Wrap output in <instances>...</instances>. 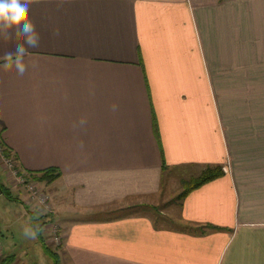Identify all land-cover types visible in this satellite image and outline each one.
<instances>
[{
	"label": "crops",
	"instance_id": "crops-1",
	"mask_svg": "<svg viewBox=\"0 0 264 264\" xmlns=\"http://www.w3.org/2000/svg\"><path fill=\"white\" fill-rule=\"evenodd\" d=\"M30 15L40 47L23 77L0 69V140L26 172H60L59 262L264 264V0H45ZM208 166L222 173L174 222L146 213L168 172Z\"/></svg>",
	"mask_w": 264,
	"mask_h": 264
},
{
	"label": "rangeland",
	"instance_id": "rangeland-1",
	"mask_svg": "<svg viewBox=\"0 0 264 264\" xmlns=\"http://www.w3.org/2000/svg\"><path fill=\"white\" fill-rule=\"evenodd\" d=\"M5 174L4 165L0 161L1 180L6 191L12 198L14 197V199H9L0 192V247L8 253H13L18 264L54 263L53 258L44 253L38 239L32 240L23 235L24 229L33 230L30 216L35 217L38 219V223H43L41 233L45 243L57 252L59 245H55L52 231L53 229L59 231L60 226L53 216H50L53 213L51 211L55 199L48 187V184L54 179L48 182L46 180L38 181L32 179L28 174L38 189V193L32 196L25 186L16 182L9 171H7L6 177ZM196 176L186 175L179 170L168 172L164 177L163 191L153 200H149L147 209H145L146 213L151 215L157 223L167 225L174 222L171 215L173 211L177 214L181 199L180 193ZM38 196L44 199L43 202L39 200ZM28 211L32 214L29 215ZM59 264L64 263L59 262Z\"/></svg>",
	"mask_w": 264,
	"mask_h": 264
},
{
	"label": "clouds",
	"instance_id": "clouds-1",
	"mask_svg": "<svg viewBox=\"0 0 264 264\" xmlns=\"http://www.w3.org/2000/svg\"><path fill=\"white\" fill-rule=\"evenodd\" d=\"M43 2L45 0H0V41L5 44L15 42L13 51H5L0 55V69L3 71L14 69L18 77L26 73L25 57L30 55V49H38L41 41L30 13L34 5ZM52 35L58 37L59 29H53ZM40 231L43 229L39 226L35 231L26 228L23 235L35 240Z\"/></svg>",
	"mask_w": 264,
	"mask_h": 264
},
{
	"label": "trees",
	"instance_id": "trees-1",
	"mask_svg": "<svg viewBox=\"0 0 264 264\" xmlns=\"http://www.w3.org/2000/svg\"><path fill=\"white\" fill-rule=\"evenodd\" d=\"M222 173V169L220 166H208L206 168H204L196 177H193L188 183L189 185L183 189V191L180 193V197H184L189 191H191L192 189L202 185L203 183H206L216 177H218L220 174ZM30 177L32 179H36L38 181L40 180H46L51 181L53 179H56L60 172L58 171V169L54 168V167H48L45 168L43 170L40 171H32L29 172ZM0 192L5 195L7 198L9 199H14V197L12 198L9 194V192L6 191L5 185L3 183V181L1 180L0 177ZM29 215L32 214V212L28 211ZM31 217V223L33 231H35L37 229V226H39V228H42V224L43 223H38V219H36L35 217ZM41 217V216H40ZM44 222V221H42ZM37 239L39 240V242L42 244V249L44 251L45 254H47L48 256L52 257L54 260V263L52 264H59V257L58 254L55 250H52L50 247H48V245L45 243L44 237L40 232H38L37 235ZM0 264H8V259H1L0 260Z\"/></svg>",
	"mask_w": 264,
	"mask_h": 264
},
{
	"label": "built area",
	"instance_id": "built-area-1",
	"mask_svg": "<svg viewBox=\"0 0 264 264\" xmlns=\"http://www.w3.org/2000/svg\"><path fill=\"white\" fill-rule=\"evenodd\" d=\"M0 161L1 163H3L5 169L9 171L10 174H12L16 182L22 186H25L32 196H35L38 193V189L36 188L35 183L28 176L29 173L23 170L18 165L13 153L8 151V149L3 145L1 140H0ZM39 200L43 202L44 199L39 197ZM52 233H53L52 239L55 245H60L62 240L60 230L56 231L55 229H53Z\"/></svg>",
	"mask_w": 264,
	"mask_h": 264
},
{
	"label": "bare ground",
	"instance_id": "bare-ground-1",
	"mask_svg": "<svg viewBox=\"0 0 264 264\" xmlns=\"http://www.w3.org/2000/svg\"><path fill=\"white\" fill-rule=\"evenodd\" d=\"M46 212V211H45Z\"/></svg>",
	"mask_w": 264,
	"mask_h": 264
}]
</instances>
